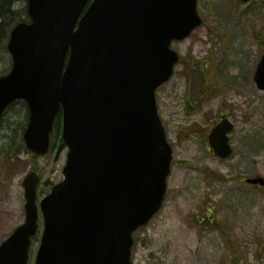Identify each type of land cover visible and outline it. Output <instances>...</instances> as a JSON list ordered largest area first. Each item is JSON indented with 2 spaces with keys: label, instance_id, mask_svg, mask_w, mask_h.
I'll list each match as a JSON object with an SVG mask.
<instances>
[{
  "label": "water",
  "instance_id": "water-1",
  "mask_svg": "<svg viewBox=\"0 0 264 264\" xmlns=\"http://www.w3.org/2000/svg\"><path fill=\"white\" fill-rule=\"evenodd\" d=\"M87 2L28 0L32 23L13 30L12 71L0 78V120L25 101V140L36 156L48 153L63 109L57 159L65 146L70 152L65 180L41 202L37 264H132L133 233L162 207L173 157L155 92L179 60L172 41L202 24L198 0H94L75 31ZM256 82L264 90V55ZM232 129L225 121L210 137L222 158L232 154ZM38 180H25L27 220L0 248V264L28 262ZM248 182L264 186L262 178Z\"/></svg>",
  "mask_w": 264,
  "mask_h": 264
},
{
  "label": "rangeland",
  "instance_id": "rangeland-1",
  "mask_svg": "<svg viewBox=\"0 0 264 264\" xmlns=\"http://www.w3.org/2000/svg\"><path fill=\"white\" fill-rule=\"evenodd\" d=\"M259 3L199 0L204 24L190 38L172 44L186 62L157 91V102L174 163L164 207L134 235L133 264H264V190L245 184L246 178L264 177V91L254 82L264 51V0ZM11 5L23 15L13 27L30 22L26 0ZM6 48H0V76L12 68ZM212 85L220 88L219 98ZM27 114L23 102L15 104L0 126V245L25 223L22 183L33 168L31 156L22 152L20 163L8 162L4 169L7 152L2 148L11 150L14 135L21 143ZM222 116L235 126L234 155L224 161L209 146L210 131ZM58 125L60 118L50 153L37 162L46 193L50 187L45 180L53 185L63 180L66 165L68 150L55 161L61 143ZM43 197L39 194L38 202ZM207 211L213 212V223L204 221ZM43 228L40 215L28 264H35Z\"/></svg>",
  "mask_w": 264,
  "mask_h": 264
},
{
  "label": "trees",
  "instance_id": "trees-1",
  "mask_svg": "<svg viewBox=\"0 0 264 264\" xmlns=\"http://www.w3.org/2000/svg\"><path fill=\"white\" fill-rule=\"evenodd\" d=\"M11 3L12 0H5L0 4V21L2 22V24H0V48H3V46L6 44L5 42H7V40L9 39V34L13 27L12 23L18 19H22L21 17H23V15L18 12L19 10H17L16 12L12 10ZM5 18H8V20H2Z\"/></svg>",
  "mask_w": 264,
  "mask_h": 264
},
{
  "label": "bare ground",
  "instance_id": "bare-ground-1",
  "mask_svg": "<svg viewBox=\"0 0 264 264\" xmlns=\"http://www.w3.org/2000/svg\"><path fill=\"white\" fill-rule=\"evenodd\" d=\"M4 138H7V136H5ZM9 138V140H10V138H12V137H8ZM14 140V142L13 143H16L15 141H16V137H15V135H14V138H13ZM8 140V139H7ZM3 150H5V146L2 148ZM21 155V154H20Z\"/></svg>",
  "mask_w": 264,
  "mask_h": 264
}]
</instances>
